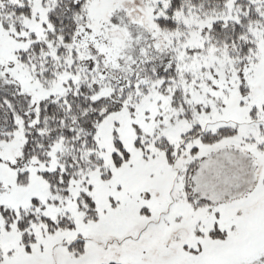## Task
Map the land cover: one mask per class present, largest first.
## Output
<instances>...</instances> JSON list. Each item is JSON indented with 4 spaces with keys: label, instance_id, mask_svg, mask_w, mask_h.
Segmentation results:
<instances>
[{
    "label": "snow or ice",
    "instance_id": "1",
    "mask_svg": "<svg viewBox=\"0 0 264 264\" xmlns=\"http://www.w3.org/2000/svg\"><path fill=\"white\" fill-rule=\"evenodd\" d=\"M0 264H264V0H0Z\"/></svg>",
    "mask_w": 264,
    "mask_h": 264
}]
</instances>
